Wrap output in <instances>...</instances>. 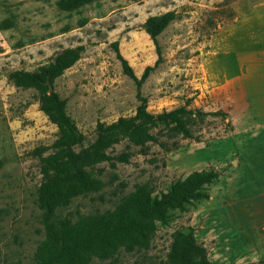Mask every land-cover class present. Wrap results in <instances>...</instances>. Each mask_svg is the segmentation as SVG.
Masks as SVG:
<instances>
[{"label": "rangeland", "instance_id": "374dc122", "mask_svg": "<svg viewBox=\"0 0 264 264\" xmlns=\"http://www.w3.org/2000/svg\"><path fill=\"white\" fill-rule=\"evenodd\" d=\"M59 2L0 0V264L34 262L44 238L37 205L41 158L52 153L58 132L39 110L37 91L15 86L10 73L35 72L64 50L81 48L78 61L52 85L84 136L80 150L96 141L100 124L134 116L139 104L136 86L123 73L113 44L140 78L157 60L144 29L146 20L175 14L157 39L162 60L141 93L153 115L181 106L192 111L188 125L192 137L159 125L151 130L153 140L142 146L124 138L110 147L106 154L112 159L95 166L100 188L58 210L60 217L77 220L114 210L138 185H147L159 196L193 171L220 172V166L212 167L196 156H209V142L230 133L224 93L214 91L223 84L225 70L232 73V51L252 42L244 28L232 30L264 25V0H90L70 8ZM213 146L216 156L234 149L231 140ZM213 202L203 200L183 212L173 211L170 221L158 226L147 250H121L113 258H95L90 264H167L172 234L190 227L211 264H264V255L255 248L258 238L238 224L228 201L223 197ZM200 209H211L215 216L212 238H204L200 221L192 225Z\"/></svg>", "mask_w": 264, "mask_h": 264}, {"label": "trees", "instance_id": "16d2710c", "mask_svg": "<svg viewBox=\"0 0 264 264\" xmlns=\"http://www.w3.org/2000/svg\"><path fill=\"white\" fill-rule=\"evenodd\" d=\"M90 0H60L61 7L70 8ZM175 19L173 12L152 16L146 20L144 29L155 46L157 60L147 66L138 78L128 61L113 44L122 71L136 86L139 104L134 116L97 128L96 141L77 150L84 136L66 112V100L49 85L73 66L80 58L81 48L66 49L54 62L35 72L15 71L8 78L15 86L34 89L38 93L39 110L58 128L52 144V153L42 157L40 172L43 180L37 190V205L41 211L40 222L44 238L38 245L33 264H90L95 258H113L119 251L147 250L159 225H166L173 211H185L188 205L208 200V188L219 178L220 172L213 168L193 171L183 179L172 183L166 192L154 196L147 185H138L114 210L89 214L73 220L60 217L58 210L68 206L77 197L85 196L100 188L95 166L112 158L107 150L127 138L135 145L153 140L151 130L159 125L171 126L178 133L191 138L189 117L194 113L181 106L171 111L153 115L147 110V98L141 87L162 60L159 35ZM198 115L200 112H195ZM208 115V114H203ZM125 162V154L121 155ZM2 162L0 161V168ZM167 264H211L207 249L196 239L194 229L177 230L167 253Z\"/></svg>", "mask_w": 264, "mask_h": 264}, {"label": "crops", "instance_id": "0c3cea01", "mask_svg": "<svg viewBox=\"0 0 264 264\" xmlns=\"http://www.w3.org/2000/svg\"><path fill=\"white\" fill-rule=\"evenodd\" d=\"M242 28L248 37L251 36L252 42L232 51V73L225 70L223 84L214 91L224 93L230 133L209 142V156L196 157L207 160L212 167L220 166L218 169L222 172L209 187L210 198L204 202L214 204L216 198L224 197L228 201L227 207L235 210L238 224L250 236L254 234L252 236L258 238L255 248L264 255V25L241 26L232 32H240ZM228 140L233 142L234 149L225 156H216L214 143ZM214 219L211 209H200L194 213L192 225L200 221L205 225L204 238H212ZM224 261L225 257L220 259L221 263Z\"/></svg>", "mask_w": 264, "mask_h": 264}, {"label": "water", "instance_id": "95a60500", "mask_svg": "<svg viewBox=\"0 0 264 264\" xmlns=\"http://www.w3.org/2000/svg\"><path fill=\"white\" fill-rule=\"evenodd\" d=\"M53 91V88L51 85H49V92H52Z\"/></svg>", "mask_w": 264, "mask_h": 264}]
</instances>
